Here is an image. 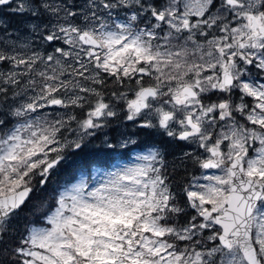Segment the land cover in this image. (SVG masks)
Segmentation results:
<instances>
[{"label":"snow or ice","instance_id":"snow-or-ice-1","mask_svg":"<svg viewBox=\"0 0 264 264\" xmlns=\"http://www.w3.org/2000/svg\"><path fill=\"white\" fill-rule=\"evenodd\" d=\"M114 123L161 141L21 231ZM0 264H264V0H0Z\"/></svg>","mask_w":264,"mask_h":264},{"label":"trees","instance_id":"trees-1","mask_svg":"<svg viewBox=\"0 0 264 264\" xmlns=\"http://www.w3.org/2000/svg\"><path fill=\"white\" fill-rule=\"evenodd\" d=\"M13 26L18 24L17 20L12 21ZM135 135L138 137L139 142L146 140L148 138L154 139V137H146L143 134H138L137 130L134 129ZM105 133L107 134V140L111 142L114 147H107V145L103 142L105 139ZM120 128L117 124H113L109 128L103 130V132L98 133L97 138H94L90 143H88L87 147L81 152L78 156L74 157L69 165L65 166V168L56 176H53L50 182L46 185L45 188L41 189L38 184V179L34 181L36 185V189L30 196L28 203L24 211L21 213L20 219L18 221V225L20 230H23V227L27 225L30 221L36 220L41 212V216L45 211L44 207H41L42 204L51 205L54 200V196L56 194V189L60 187L62 184H67L70 181L74 180L77 175L83 171L84 168H90L95 166V164L100 166H108L111 161H114L118 158H124L128 156V152L133 149V145H130L128 151L121 149L118 147L120 140ZM157 136H155L156 138ZM150 143V142H148ZM163 148L167 149V163L169 166V170L171 171V167L175 162V152L176 149L162 145ZM194 171L191 165L188 166V172L191 174ZM198 171V170H195ZM176 173H174V176ZM178 178L181 180V184H183L187 177L183 174V170L177 172Z\"/></svg>","mask_w":264,"mask_h":264},{"label":"rangeland","instance_id":"rangeland-1","mask_svg":"<svg viewBox=\"0 0 264 264\" xmlns=\"http://www.w3.org/2000/svg\"><path fill=\"white\" fill-rule=\"evenodd\" d=\"M15 26H18V24H15ZM118 126L120 128V132L124 135L123 137L121 136V141L124 138H126L127 136H129V135L132 136V134H133V131H132L133 128L131 127L130 124L127 125V126H120V125H118ZM160 141H161V138L159 136H157L150 144H152L153 142H160ZM119 144H120V141H119ZM147 147H145L142 150L141 149H137V150L132 151L130 158L122 159V160H117L116 162L111 163L109 165V167H107V168H95L92 171V173H91V177H88L87 176V173L82 171V173L79 174L72 181H73V183H76L81 178H84L85 180H87L89 182V187L98 186L100 183H102L107 178V173L116 171L119 168H122L124 166H132V165L138 163L139 161L137 160V156L139 154H141L142 152H144ZM214 173L215 174H219L218 172H216V170H208V172H207V174H209V175L214 174ZM198 174H199V172L197 173V175ZM62 185H64V184H62Z\"/></svg>","mask_w":264,"mask_h":264},{"label":"bare ground","instance_id":"bare-ground-1","mask_svg":"<svg viewBox=\"0 0 264 264\" xmlns=\"http://www.w3.org/2000/svg\"><path fill=\"white\" fill-rule=\"evenodd\" d=\"M120 137V140L119 141H121V136H119Z\"/></svg>","mask_w":264,"mask_h":264}]
</instances>
